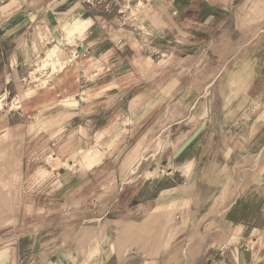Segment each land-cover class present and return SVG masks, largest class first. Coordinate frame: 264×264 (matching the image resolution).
<instances>
[{"label": "rangeland", "instance_id": "1", "mask_svg": "<svg viewBox=\"0 0 264 264\" xmlns=\"http://www.w3.org/2000/svg\"><path fill=\"white\" fill-rule=\"evenodd\" d=\"M55 1L0 0V181L8 188L12 184L15 194L26 184L51 198L57 195L49 200L56 212L36 222L51 226L60 244L67 231L81 225L71 212L96 206L98 194L107 207H118L121 196L123 208L151 200L161 188L182 180L178 174L169 180L153 171L168 143L173 148L189 133L195 112H215L224 120L229 109L241 108L227 105L228 98L249 99L242 109L253 114L264 110V8L255 4L254 9L256 0H231L228 17L217 24L204 8H177L179 2L196 0H86L96 19L86 36L75 25L38 24L33 15L43 9L41 3ZM164 5L170 17L163 25ZM19 11L31 15L20 31L30 37L33 55L16 68V42L6 35L19 34L17 27L25 21ZM242 67L249 70L240 72ZM148 99L152 106L143 119ZM141 140L150 144L138 153ZM81 175L86 187L82 180L74 182L79 195L73 202L61 200L70 189L67 184ZM136 177L151 181L141 186L133 203L123 202ZM83 193L89 203L81 202ZM23 225L12 224L17 230L11 232L0 229V249ZM255 237L258 243L249 235L248 252L264 264V233ZM184 255L185 264H207L188 261V249ZM122 260L177 263L150 261L135 250L123 252Z\"/></svg>", "mask_w": 264, "mask_h": 264}, {"label": "crops", "instance_id": "2", "mask_svg": "<svg viewBox=\"0 0 264 264\" xmlns=\"http://www.w3.org/2000/svg\"><path fill=\"white\" fill-rule=\"evenodd\" d=\"M73 1L43 2V9L33 16L38 19V24L43 22L44 26L81 27L77 32L86 35L96 19L84 4L86 0ZM233 3L231 0L183 1L177 3V8L186 10L194 4L196 8L209 11L210 22L221 24L228 17ZM251 5L254 9L255 6L263 9L264 0H256ZM251 5L247 6L250 8ZM166 6L162 8L163 11L167 9L165 18L161 19L163 25L169 22L170 17ZM21 16L25 21L18 25V31L31 18L26 11H19L18 18ZM259 23L238 22L240 25ZM10 32L6 37L16 42L13 67L18 68L19 64L29 63L33 47L26 31H20L13 38L14 31ZM245 68L242 67L240 72L249 70ZM4 96L6 93L2 98ZM149 99L144 104L146 108L140 118L144 119L143 116L150 111L152 103ZM249 101L247 98H228L227 105L241 108H233V111L229 109L224 120L219 119L220 115L215 112L204 116L195 112V117L190 121L192 125L189 133L184 138L180 137L173 148L168 147L171 146L168 143L167 148L163 149L161 160L156 164L159 165L155 168L156 172L153 171L155 174L162 171L169 180L174 178L172 174H178L182 180L161 188L151 200L123 208L121 196L117 199L118 203L113 202L118 207H107L102 200L104 196L101 199L98 194L96 206L87 204L86 209L83 205L81 212H71L72 218L77 217L75 221L79 219L81 225L76 221L77 228L67 231L60 244H57L51 226L43 227L41 223L42 227H39L40 221L36 222L37 218H51L52 212H56L52 210L49 200H57V195L51 198L52 195L40 194L39 189H32L26 184L15 194L12 184L8 188L0 181V229H9L11 232L12 228L16 229L12 224H24L18 236L3 242L0 264H109V261L121 264L123 252L128 250H135L150 261L185 264L186 249L188 261L259 264L260 261H255L253 255L249 254L247 241L252 234L254 242L258 243L260 238L255 236L264 233V110L253 114L242 109ZM102 104V101H98L99 106ZM241 112L245 113L239 114ZM250 116L253 118L249 119ZM97 117L98 122L102 120L99 114ZM101 129L102 126L99 127ZM140 142L136 151L142 153L143 149L148 150L149 141ZM84 178L81 175L76 180L71 179L67 184L70 189L60 197L61 200H74L79 195L74 192V182L82 180L81 186L86 187ZM149 178L131 179V193L128 196L125 194L123 202L125 198L127 203L137 199L141 186L151 181ZM81 195L82 203L90 202L89 195L88 198L84 193Z\"/></svg>", "mask_w": 264, "mask_h": 264}]
</instances>
